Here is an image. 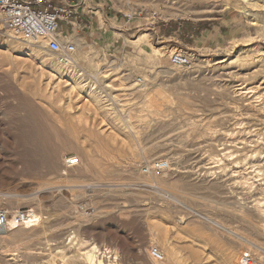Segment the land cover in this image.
Returning <instances> with one entry per match:
<instances>
[{
    "label": "rangeland",
    "instance_id": "374dc122",
    "mask_svg": "<svg viewBox=\"0 0 264 264\" xmlns=\"http://www.w3.org/2000/svg\"><path fill=\"white\" fill-rule=\"evenodd\" d=\"M84 6L74 70L0 25V207L40 216L0 236V264H88L90 244L104 264H264V0Z\"/></svg>",
    "mask_w": 264,
    "mask_h": 264
},
{
    "label": "built area",
    "instance_id": "2783aa9c",
    "mask_svg": "<svg viewBox=\"0 0 264 264\" xmlns=\"http://www.w3.org/2000/svg\"><path fill=\"white\" fill-rule=\"evenodd\" d=\"M84 0H77L76 3L69 0H0V25L6 31L21 38L22 41L30 44H44V48L59 58L60 62L67 65L71 62L72 56L77 48L73 41L61 40V24L70 30H77L78 10L83 9ZM139 14H123L125 21H130ZM169 64L174 67L190 66V59L186 54L173 52L168 58ZM78 164L77 159H66V167L72 168ZM168 168L166 161H155L142 169L145 174L160 173ZM93 214L92 210L87 213ZM40 219L35 217L31 211L17 210L9 213L0 210V230L9 228L10 224L16 227H36ZM105 254L104 250L102 252ZM149 257L154 262L162 261V254L153 249L149 251ZM108 259V258H107ZM238 264H263L250 252H242L237 259Z\"/></svg>",
    "mask_w": 264,
    "mask_h": 264
},
{
    "label": "bare ground",
    "instance_id": "6f19581e",
    "mask_svg": "<svg viewBox=\"0 0 264 264\" xmlns=\"http://www.w3.org/2000/svg\"><path fill=\"white\" fill-rule=\"evenodd\" d=\"M9 32V31H8ZM11 33V32H10ZM143 36H145V35H143ZM10 37H12V38H18L17 36H10ZM11 38V39H12ZM74 42V41H73ZM76 45V48H81V47H83L84 45H81V44H78V43H76L75 44ZM87 46V45H86ZM75 54H76V52L74 53V55L72 56V60H71V62L69 63V64H67V65H65V66H70V67H72L73 68V70L75 69V68H78L79 67V63L80 62H83L84 64H85V62H86V60H87V56L85 55H79V56H75ZM258 56V55H257ZM89 57V56H88ZM221 62H222V60H221ZM52 70V69H51ZM54 71V70H53ZM58 72V71H57ZM64 72V71H63ZM74 72V71H73ZM71 73L70 74V79L72 80V82L76 85V86H79V88L80 89H82L83 87H84V83L82 84L80 81L81 80H78L79 78H77V76L75 77L74 75V73ZM56 73V72H55ZM70 73V72H69ZM81 75H83L82 73H80ZM62 76V75H61ZM95 77V76H94ZM100 77V76H99ZM82 79H83V76L81 77ZM91 78V77H90ZM69 79V78H68ZM92 80H93V78H91ZM94 81V80H93ZM93 83H95V82H93ZM74 85V86H75ZM75 86V87H76ZM90 87H93V86H90ZM86 88V87H85ZM38 92H39V90H38ZM97 92V91H96ZM100 93V92H99ZM87 94H88V92H87ZM95 94V93H94ZM93 94V95H94ZM90 95V94H89ZM96 96V95H95ZM1 129V128H0ZM4 131V130H3ZM6 132V131H5ZM4 135V134H3ZM243 144V143H242ZM4 147V146H3ZM80 158V157H79ZM79 163V162H78ZM81 164V163H80ZM53 167V166H52ZM56 168H57V166H56ZM55 169V168H54ZM59 169V168H58ZM60 170V169H59ZM52 171V170H51ZM61 172V171H60ZM58 173V172H57ZM61 190V189H60ZM9 195V194H8ZM17 197V196H16ZM39 197V196H38ZM34 199V198H33ZM32 200V199H31ZM31 200H29V201H31ZM28 201V200H27ZM260 203H262V202H260ZM1 208V207H0ZM1 209H3L4 211H7V212H9L6 208H1ZM33 214H35V212H34V210L33 209H31L30 210ZM35 217H37V218H39L40 219V216L38 215V214H35ZM254 224V223H253ZM217 226V225H216ZM259 227V226H258ZM19 228V229H18ZM15 229H17V230H27V229H31L30 227H28V226H20V227H16V226H14L13 224H10V227L9 228H5V229H1L0 230V236H4V235H6L9 231H11V230H15ZM264 230V229H263ZM262 235V234H261ZM18 236H19V234H18ZM17 236V237H18ZM5 237V236H4ZM3 237V238H4ZM2 238V237H1ZM0 238V239H1ZM2 238V239H3ZM249 243V242H248ZM49 245V244H48ZM88 245H89V243H88ZM251 245V244H250ZM255 245V244H254ZM251 246H253V245H251ZM255 247V246H254ZM84 248V247H83ZM154 248V247H153ZM257 248V247H256ZM86 249V250H85ZM83 250H85L84 252H80V253H82V255L84 256V260L88 263V264H104V261H103V258H110L109 256H108V254H109V252H107V251H109V250H107V249H104V252H105V254L103 253V255H102V251H100L99 249H98V247L97 246H95V245H93V244H90L88 247H86V248H84ZM95 253H98L97 255L95 254ZM111 255H112V253H111ZM114 255V254H113ZM164 255V260L162 261V264H169L170 263V259H169V257L167 258L166 257V255L165 254H163ZM144 256V255H143ZM114 257V256H113ZM142 257V256H141ZM135 258H136V256H135ZM150 258V257H149ZM114 259V258H113ZM151 261H153L152 259H151ZM107 263H108V261H106ZM113 263V262H112ZM161 263V262H160Z\"/></svg>",
    "mask_w": 264,
    "mask_h": 264
},
{
    "label": "crops",
    "instance_id": "0c3cea01",
    "mask_svg": "<svg viewBox=\"0 0 264 264\" xmlns=\"http://www.w3.org/2000/svg\"><path fill=\"white\" fill-rule=\"evenodd\" d=\"M57 1V0H56ZM69 2H72V3H76L77 2V0H69ZM87 10H94V8H87V7H85L84 6V4H83V9L82 10H80V16L78 17V21H79V24H78V28H77V30H79V31H82L83 29H85L86 28V33H83V32H81L80 33V35L81 36H79L78 35V38L80 39V40H84L85 42H87V38L89 37H91L92 35H93V30H92V26L93 25H91L92 24V22L93 21H96V19H95V16H93L92 14H94L92 11H88L87 12ZM95 15V14H94ZM93 20V21H92ZM68 30H70L67 26H65L64 24H61V40L62 41H71V40H68L69 38L68 37H72V35H70V36H67V31ZM76 30V31H77ZM72 31V30H71ZM68 34H70V33H68ZM76 37V36H75ZM195 37L197 38V39H199V37H197L196 35H195ZM191 38V37H190ZM201 38V37H200ZM207 38V35H204L203 37H202V39H206ZM191 43L192 42H195V40L194 41H190Z\"/></svg>",
    "mask_w": 264,
    "mask_h": 264
}]
</instances>
